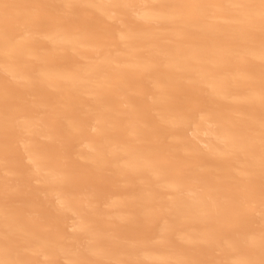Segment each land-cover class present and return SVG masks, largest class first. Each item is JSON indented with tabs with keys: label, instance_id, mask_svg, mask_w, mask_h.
<instances>
[{
	"label": "bare ground",
	"instance_id": "1",
	"mask_svg": "<svg viewBox=\"0 0 264 264\" xmlns=\"http://www.w3.org/2000/svg\"><path fill=\"white\" fill-rule=\"evenodd\" d=\"M0 264H264V0H0Z\"/></svg>",
	"mask_w": 264,
	"mask_h": 264
}]
</instances>
